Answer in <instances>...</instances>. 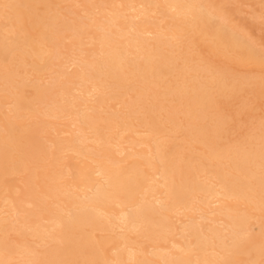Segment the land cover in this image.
Returning <instances> with one entry per match:
<instances>
[{"label":"bare ground","instance_id":"6f19581e","mask_svg":"<svg viewBox=\"0 0 264 264\" xmlns=\"http://www.w3.org/2000/svg\"><path fill=\"white\" fill-rule=\"evenodd\" d=\"M241 5L0 0V264H264Z\"/></svg>","mask_w":264,"mask_h":264},{"label":"rangeland","instance_id":"374dc122","mask_svg":"<svg viewBox=\"0 0 264 264\" xmlns=\"http://www.w3.org/2000/svg\"><path fill=\"white\" fill-rule=\"evenodd\" d=\"M230 2L232 3L230 6L234 7L235 4L232 1H230ZM258 8L260 9V7H258V6H254V7L249 8V6L241 5L239 7V10L243 13L240 15L241 19L245 20L247 18L246 21H248L249 23L254 25L255 28H253V33H254L255 37L257 34L256 38L258 39V37H259L262 40V41L259 40V42L261 41V43H263L264 42V14H261V13H264V11H261V12L259 11L260 14H257V15L256 14L254 15V13H253V12L259 13ZM258 15H260L261 19H260V17H258V19L255 20L254 17L256 18ZM247 16L250 18H252V16H254V17L252 19H250ZM253 20H255V21H253Z\"/></svg>","mask_w":264,"mask_h":264}]
</instances>
